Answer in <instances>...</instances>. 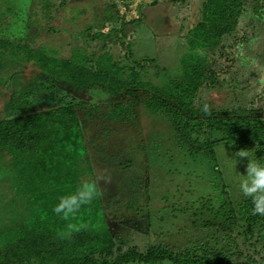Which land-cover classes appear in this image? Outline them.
I'll return each mask as SVG.
<instances>
[{"label": "rangeland", "instance_id": "374dc122", "mask_svg": "<svg viewBox=\"0 0 264 264\" xmlns=\"http://www.w3.org/2000/svg\"><path fill=\"white\" fill-rule=\"evenodd\" d=\"M157 5L170 17V24L164 20L160 31L152 30L144 16V11L154 14ZM200 5L201 0H0V40L41 48L61 59L83 52L89 59L86 67L92 70L96 58L109 54L126 75H138L142 85L164 86L180 77L181 41L198 20ZM247 7L236 31L215 50L217 82L204 85L190 100L195 109L242 108L264 115V0H250ZM107 9L117 22L105 23L100 31ZM99 32L108 37L93 39ZM137 98L138 119L111 125L115 122L107 113L117 98L103 88H75L0 54V121L49 105H75L88 142L85 162L92 176L87 179L99 183L115 242L111 259L128 249L144 253L152 246L178 251L189 247L193 238L221 221L198 203L201 199L215 203L223 191L221 187L213 191L208 183L213 164L219 165L233 200L241 195L237 173L246 172L247 158H237L234 169L232 157L240 149L227 144L214 148L215 162L206 157L207 141L212 139L206 124L181 132L166 116L147 112L149 99L142 91ZM104 124L111 131L102 129ZM192 154H197L195 159ZM222 175L220 179L214 175L217 186ZM11 183L0 163V230L19 221L23 213L24 201L16 198ZM226 226L233 248L249 264H264V239ZM35 255L0 239V264H48L46 254ZM50 259L55 264L57 254Z\"/></svg>", "mask_w": 264, "mask_h": 264}, {"label": "trees", "instance_id": "16d2710c", "mask_svg": "<svg viewBox=\"0 0 264 264\" xmlns=\"http://www.w3.org/2000/svg\"><path fill=\"white\" fill-rule=\"evenodd\" d=\"M249 1L201 0L198 20L181 41L180 77L164 86L142 85L138 75H126L109 54L93 61L95 70L86 67L89 59L83 52L61 59L41 48L0 40V54L29 63L48 78L75 88H103L117 98L107 113L115 122L111 125L133 124L138 119L136 99L142 91L149 99L147 112L152 116H166L181 132L189 128L194 131L197 126L206 124L212 138L207 141L206 157H213L210 161H216L214 148L227 144L233 149L251 150L264 162V115L242 108L200 110L190 103L204 85L215 86V50L222 45L224 37L236 31L240 19L247 13ZM152 11L154 14L150 15L144 11V16L150 20L152 30L160 31L165 19L161 16L158 19V13ZM105 16L99 25L100 31L105 23L117 22L109 9ZM106 37L99 32L92 38L105 40ZM102 129L111 131L107 124ZM87 149L82 121L72 104L49 105L44 110L0 121V163L12 177L16 198L24 201L19 221L2 228L0 239L26 249L33 256L46 254L48 264L53 253L58 257L55 264H157L165 261L171 264H249L246 257L233 248L234 239L225 231L226 225H233L240 234H258L263 240L264 216L254 215L251 200L242 194L238 199L231 198L218 164H213L209 174L213 173L218 179L222 175L220 186L213 180V174L208 183L213 191L221 187L222 193L215 196V203L202 199L198 203L200 209L208 206L206 209L221 221L216 228H208L207 232L193 238L189 247L178 251L152 246L144 253L128 249L111 259L115 242L100 198L81 213L96 228L74 233L70 239L60 238L57 232L64 228L65 222L52 208L60 195L74 190L81 181L92 179H87L92 176L85 162ZM196 156L192 154L193 159Z\"/></svg>", "mask_w": 264, "mask_h": 264}, {"label": "clouds", "instance_id": "9594fccd", "mask_svg": "<svg viewBox=\"0 0 264 264\" xmlns=\"http://www.w3.org/2000/svg\"><path fill=\"white\" fill-rule=\"evenodd\" d=\"M247 158L246 174L237 173L239 192L251 200L254 215L264 216V162L251 150L241 149L232 157L234 169L237 158ZM102 195L99 183L89 179L81 181L74 190L60 195L53 206V213L65 222L64 228L57 232L62 239H70L74 233L96 228L91 221L85 220L82 210L88 208ZM167 264V262H166Z\"/></svg>", "mask_w": 264, "mask_h": 264}, {"label": "crops", "instance_id": "0c3cea01", "mask_svg": "<svg viewBox=\"0 0 264 264\" xmlns=\"http://www.w3.org/2000/svg\"><path fill=\"white\" fill-rule=\"evenodd\" d=\"M155 9V11H157L160 15H162L164 18H165V23H168V24H170V21H169V12L168 11H166V13L163 11V13H162V11L160 10H158V5L157 6H155L154 7ZM197 11H199V9L197 10ZM198 13V12H197ZM164 14V15H163ZM165 25V24H164ZM193 27V25H191V27L189 28V30L191 29ZM188 30V31H189ZM183 39V38H182ZM60 105H64V104H60ZM60 105H57V106H60ZM66 105V104H65ZM73 105V104H72ZM54 106H56V105H54ZM75 106V105H74Z\"/></svg>", "mask_w": 264, "mask_h": 264}]
</instances>
